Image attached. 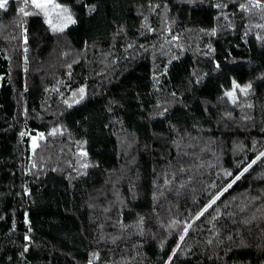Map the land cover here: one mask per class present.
I'll list each match as a JSON object with an SVG mask.
<instances>
[{
    "label": "trees",
    "instance_id": "16d2710c",
    "mask_svg": "<svg viewBox=\"0 0 264 264\" xmlns=\"http://www.w3.org/2000/svg\"><path fill=\"white\" fill-rule=\"evenodd\" d=\"M257 3L8 0L0 264H264Z\"/></svg>",
    "mask_w": 264,
    "mask_h": 264
},
{
    "label": "snow or ice",
    "instance_id": "6c2138e0",
    "mask_svg": "<svg viewBox=\"0 0 264 264\" xmlns=\"http://www.w3.org/2000/svg\"><path fill=\"white\" fill-rule=\"evenodd\" d=\"M23 2H24V4H25V6H27L29 0H23ZM7 4H8V0H0V9H4V8H6V5H7ZM31 4H32L35 8H37V9L45 10V14H46V9L48 8L49 4H52V0H31ZM52 6H53L54 8H58V7H60L59 5H56V4H52ZM257 6H260V5H259V0H258V3H257ZM19 11H20V13H22V14L25 15V16L29 15V12L25 11V7H21V8L19 9ZM64 11H67V9H64ZM68 19L71 21V17H70V16L68 17ZM71 22L74 23V21H71ZM235 87H238V85L235 86ZM249 87H250V85H249ZM241 91L246 92L247 89H241ZM81 92H83V89H81ZM227 95H228L229 97H233V98H234V93H233V92H229V93H227ZM22 135H23V133H22ZM261 157H264V152L260 153V156H257L255 160H253V161H252L247 167H245V168L243 169V171H242L239 175H237V176L234 178L233 183H234L236 180H239V179L241 178V176L244 174V172H247L248 169L251 168L252 165L255 164V163L257 162V160H259ZM228 187H231V184H229ZM225 191H227V188L225 189ZM218 198H219V197H217V199H218ZM212 203L214 204V203H215V200H213ZM209 207H211V205H209ZM206 210H207V209H205V211H206ZM201 215H203V213H201ZM185 230H186V229H185ZM181 239H183V237H181Z\"/></svg>",
    "mask_w": 264,
    "mask_h": 264
},
{
    "label": "rangeland",
    "instance_id": "374dc122",
    "mask_svg": "<svg viewBox=\"0 0 264 264\" xmlns=\"http://www.w3.org/2000/svg\"><path fill=\"white\" fill-rule=\"evenodd\" d=\"M259 1H262V2H264V0H259Z\"/></svg>",
    "mask_w": 264,
    "mask_h": 264
}]
</instances>
